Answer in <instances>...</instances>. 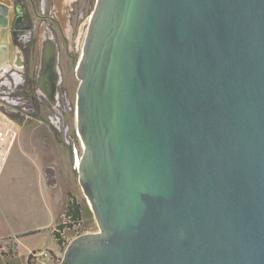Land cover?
Returning <instances> with one entry per match:
<instances>
[{"label":"water","instance_id":"water-1","mask_svg":"<svg viewBox=\"0 0 264 264\" xmlns=\"http://www.w3.org/2000/svg\"><path fill=\"white\" fill-rule=\"evenodd\" d=\"M76 75L62 264H264V0H97Z\"/></svg>","mask_w":264,"mask_h":264},{"label":"rangeland","instance_id":"rangeland-1","mask_svg":"<svg viewBox=\"0 0 264 264\" xmlns=\"http://www.w3.org/2000/svg\"><path fill=\"white\" fill-rule=\"evenodd\" d=\"M34 1L39 8L43 0ZM95 2L96 0L93 5ZM91 8L85 10L87 17L91 15ZM86 31L85 25L82 32H76L77 43L73 46L74 51L64 57L67 71L63 78L68 101H65L67 110L61 132L56 122L51 120L50 108L42 107L41 111H36L35 103L38 104L39 99L33 91L34 88L24 84L19 75L13 76L17 87L10 80L0 85V117L10 121L7 131L9 155L0 179V239H13L15 236L18 245L16 254L13 248L12 252L0 250V264H26V256L31 248H45V244H50L49 249L53 248L52 241L47 239V232L23 241L16 237L17 234L30 231L36 226H45L53 219V212L47 204L42 175L50 188L52 208L56 215L55 226L71 223L72 227L67 228L66 232L72 236L74 228L81 227L88 234L99 231L89 201L79 183L77 168L83 144L77 134L76 124L77 89L80 82L76 68L82 54ZM43 32V23H40L35 30V37L41 38ZM64 52L67 50H62V56H65ZM16 69L20 70L19 73L23 72V68ZM26 116L32 119L26 120ZM65 127L68 129V143L63 140ZM69 201H74L81 207V226L68 220L65 214ZM54 251L63 253L64 249L58 245Z\"/></svg>","mask_w":264,"mask_h":264},{"label":"flooded vegetation","instance_id":"flooded-vegetation-1","mask_svg":"<svg viewBox=\"0 0 264 264\" xmlns=\"http://www.w3.org/2000/svg\"><path fill=\"white\" fill-rule=\"evenodd\" d=\"M96 2L93 5L94 0H43L38 8L34 0H14L15 17L11 31L16 53L14 63L7 70L0 69V85L10 80L17 87L13 76L19 75L24 84L34 88L39 99V103H35L36 111H41L42 107L50 108L51 120L56 122L60 132L65 123V101H68L63 78L67 71L64 57L74 51L76 32H82L85 25L88 28ZM88 8L92 9L90 17L85 14ZM40 23H43L44 32L38 38L35 30ZM62 50H67L65 56H62ZM16 67L23 68V72L19 73ZM52 86L53 95H50ZM33 100L36 101L35 97ZM63 140L69 142L67 127Z\"/></svg>","mask_w":264,"mask_h":264},{"label":"built area","instance_id":"built-area-1","mask_svg":"<svg viewBox=\"0 0 264 264\" xmlns=\"http://www.w3.org/2000/svg\"><path fill=\"white\" fill-rule=\"evenodd\" d=\"M27 119H32L30 116H26ZM10 126L9 120H3L0 117V177L5 167L6 161L9 155V146H8V127ZM73 236L66 232V229H59L58 225H56L53 231L58 232L61 237V248L64 249L62 252H57L49 248H41L36 250H31L28 252L26 256V264H62L64 252L69 247L71 242L79 236L88 234L81 230L80 228H74ZM12 238H1L0 239V250L7 252H12V248L14 249V253L16 248L14 247V242H12Z\"/></svg>","mask_w":264,"mask_h":264},{"label":"crops","instance_id":"crops-1","mask_svg":"<svg viewBox=\"0 0 264 264\" xmlns=\"http://www.w3.org/2000/svg\"><path fill=\"white\" fill-rule=\"evenodd\" d=\"M3 11L5 12V14L3 13ZM2 12V13H1ZM0 14H3L5 16L6 22H7V26L6 28H2L0 27V47H4V51L0 50V62L3 64L2 65V69L4 68L5 70H7L12 63H14V59H15V50H10V46L13 45V38H12V25H13V21H14V17H15V8H14V0H0ZM14 55V57L12 56ZM13 57V58H12ZM0 68V69H1ZM3 175V173H2ZM1 175V177H2ZM43 176V182H44V189H45V193L47 195V204L50 206L51 211L53 212V219L52 221L45 225V226H36L35 228H33L30 231H25L21 234H17L19 237V239H21V241L26 240L29 237H32L33 235L36 234H40L42 232H47L46 234L48 235L47 239L51 240V244L53 245V248L51 249H55L58 245L55 243L53 236H52V231L54 229L55 226V221H56V215L53 211L52 208V203H51V198H50V188L48 186V184L46 183L45 177ZM0 177V179H1ZM10 235H12L11 233H8ZM12 238V237H10ZM12 242H14V247L16 248V251L14 254H16V252H18L17 249V242L15 240V236L13 237ZM50 246V244H48ZM47 244H45V248H50ZM34 248H31L29 251L33 250ZM23 255V254H21Z\"/></svg>","mask_w":264,"mask_h":264},{"label":"trees","instance_id":"trees-1","mask_svg":"<svg viewBox=\"0 0 264 264\" xmlns=\"http://www.w3.org/2000/svg\"><path fill=\"white\" fill-rule=\"evenodd\" d=\"M80 205L78 203H75L74 201H69L66 207L65 214L68 218V220H72L73 222H76L79 226H81L82 218H81V209ZM71 223L69 224H62L58 225V228L61 229H67L71 228ZM81 228V227H80ZM52 236L56 242L57 245H61V237L58 232L52 231Z\"/></svg>","mask_w":264,"mask_h":264}]
</instances>
